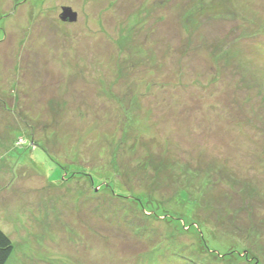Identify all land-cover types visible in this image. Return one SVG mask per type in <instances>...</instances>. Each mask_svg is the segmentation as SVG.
<instances>
[{"label":"rangeland","instance_id":"obj_1","mask_svg":"<svg viewBox=\"0 0 264 264\" xmlns=\"http://www.w3.org/2000/svg\"><path fill=\"white\" fill-rule=\"evenodd\" d=\"M0 228L6 264H264V0H0Z\"/></svg>","mask_w":264,"mask_h":264},{"label":"trees","instance_id":"obj_2","mask_svg":"<svg viewBox=\"0 0 264 264\" xmlns=\"http://www.w3.org/2000/svg\"><path fill=\"white\" fill-rule=\"evenodd\" d=\"M23 143L18 144L21 146ZM143 201L142 199H139V202L141 203V206L143 207ZM157 215V214H154ZM13 253V245L10 240V238L2 231L0 228V264H6L9 260L10 256ZM233 253V252H232ZM230 253V254H232ZM236 253V252H234Z\"/></svg>","mask_w":264,"mask_h":264},{"label":"water","instance_id":"obj_3","mask_svg":"<svg viewBox=\"0 0 264 264\" xmlns=\"http://www.w3.org/2000/svg\"><path fill=\"white\" fill-rule=\"evenodd\" d=\"M60 20L63 23H75L77 20V14L69 7H63L61 10Z\"/></svg>","mask_w":264,"mask_h":264}]
</instances>
